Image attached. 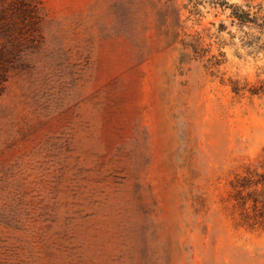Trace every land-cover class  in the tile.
Wrapping results in <instances>:
<instances>
[{
	"label": "rangeland",
	"instance_id": "1",
	"mask_svg": "<svg viewBox=\"0 0 264 264\" xmlns=\"http://www.w3.org/2000/svg\"><path fill=\"white\" fill-rule=\"evenodd\" d=\"M231 6L264 0H0V264H264V61Z\"/></svg>",
	"mask_w": 264,
	"mask_h": 264
},
{
	"label": "trees",
	"instance_id": "2",
	"mask_svg": "<svg viewBox=\"0 0 264 264\" xmlns=\"http://www.w3.org/2000/svg\"><path fill=\"white\" fill-rule=\"evenodd\" d=\"M231 12L228 14L230 19V25L236 27V31L240 33L238 40L240 42L239 48L245 50V55L253 59L261 56V59L264 61V8L257 6L254 12L250 10H244L238 6H231ZM249 9V8H248ZM226 28L223 24H219L214 34H207L209 39L225 32ZM204 30L198 31L194 30L192 33L183 32L181 35L175 33V37L178 40L180 45V57L179 62L185 63L188 60H202L205 57V54L208 52V48L204 47L202 34ZM229 34V33H228ZM230 39H235V35H230ZM218 47L221 48L223 43H217ZM209 45V44H208ZM230 47L236 48L237 51L239 48L234 43L229 44ZM221 59H218L215 56H211L207 59V63L212 67H220L224 61L223 54L219 53L218 55ZM241 59L240 56H237ZM242 88H233L235 93H238ZM260 90L264 92V86L260 87ZM250 94H257L258 92H253L249 90Z\"/></svg>",
	"mask_w": 264,
	"mask_h": 264
}]
</instances>
